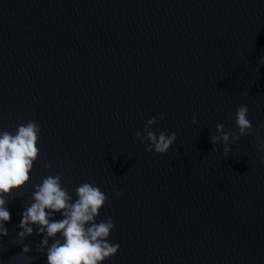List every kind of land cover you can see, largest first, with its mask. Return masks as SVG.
Segmentation results:
<instances>
[{
	"label": "water",
	"instance_id": "obj_1",
	"mask_svg": "<svg viewBox=\"0 0 264 264\" xmlns=\"http://www.w3.org/2000/svg\"><path fill=\"white\" fill-rule=\"evenodd\" d=\"M261 57L264 0H0V132L41 129L0 264H47L17 225L58 174L73 202L86 182L108 197L96 222L120 248L103 264H264ZM241 105L252 132L226 157L210 135L238 134ZM151 118L177 134L166 154L135 138Z\"/></svg>",
	"mask_w": 264,
	"mask_h": 264
},
{
	"label": "clouds",
	"instance_id": "obj_2",
	"mask_svg": "<svg viewBox=\"0 0 264 264\" xmlns=\"http://www.w3.org/2000/svg\"><path fill=\"white\" fill-rule=\"evenodd\" d=\"M259 63L264 65V57L259 59ZM248 113L246 105H241L236 110L235 124L238 134L230 130L226 132L222 124H217V134L210 135L214 146L223 145L224 156L230 154V144H235L241 137L251 134L253 125L248 119ZM156 123V118L149 119L143 134L138 131L135 138L142 143L150 142L146 151L154 150L158 154H166L176 142L177 134L172 132L169 135L160 131L157 136L152 130ZM198 123L194 116L192 124ZM259 127L264 129V124ZM40 132V126L32 120L19 125L15 135L8 131L0 132V239L9 234L5 225L11 220L7 207L10 197L13 191H19L30 181V173L39 157L40 149L37 145ZM256 148L258 152L264 153V138L256 137ZM261 159L264 162V156ZM61 179L59 174L49 175L41 184L34 186L32 203L24 209L22 219L17 225L21 229L18 237L23 240L33 235L34 230L36 235H43L35 250L38 253L47 250V264H103L120 248L118 243L108 242L114 228L112 219L109 217L107 221L96 222L108 197L98 186L86 182L76 188L77 199L73 202L67 189L62 187ZM113 194L122 195L120 191ZM55 214H60L63 218L56 220L53 218ZM50 239L53 241L51 245ZM30 251L31 248L26 245L22 249L24 254Z\"/></svg>",
	"mask_w": 264,
	"mask_h": 264
}]
</instances>
